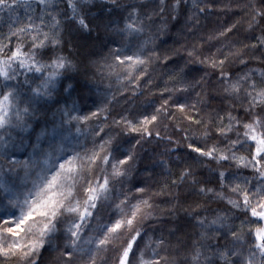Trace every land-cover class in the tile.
<instances>
[{
	"label": "clouds",
	"instance_id": "clouds-1",
	"mask_svg": "<svg viewBox=\"0 0 264 264\" xmlns=\"http://www.w3.org/2000/svg\"><path fill=\"white\" fill-rule=\"evenodd\" d=\"M198 2L213 7L207 12L198 11L193 8V0H55V18L62 21L60 42L39 51L40 71L17 65L10 79L0 78V97L13 93L11 108L2 113L6 123L0 126V181L12 190H0V217L26 214L31 201L23 202L24 193H34L37 185L56 174L59 163L76 152L105 145L113 161H130L123 165L120 176L100 163L94 174L81 170L80 175L63 179L58 191L63 192L65 208L56 216L52 230L42 236L40 227L50 222V217L38 216L18 238L6 236L5 246L12 251L0 255V264H59L58 249L68 240L65 229L78 219L67 209L77 203L85 206L87 188L95 187L93 181L101 176L107 178L108 187L100 192L96 216L85 221L81 229L85 237L100 223L107 225L130 215L142 199L151 201L152 208L146 211L156 217L138 220L136 229H143L145 239L171 236L175 243L182 230L195 224L186 205L196 194L181 189L177 204L174 190L170 193L165 189L161 194L160 189L161 178L170 175L162 159L171 161L177 172L190 161L181 154L183 140L177 129L161 113V121L153 131H160L164 138L157 141L143 133H131L120 121H137L141 114H149L157 104L153 94L177 73L193 82V92H206V107L213 111L233 104L239 107L248 89L245 84L239 96L221 91L224 82L218 78L220 71H231L234 80L245 76L249 82L255 79L257 88H264V0ZM73 7L77 9L75 14ZM80 19L88 27L82 26ZM130 22L136 27L127 29ZM226 24H233L236 31L227 40L210 42L209 36L214 37ZM24 43L31 50L27 39ZM251 43L260 47H249ZM237 50H241L240 55ZM128 56L142 61L134 71L129 68ZM117 57H124L125 63L119 64ZM221 58L226 63H219ZM53 71L55 76L51 75ZM84 117L91 119L85 121ZM169 135L181 144L176 153L181 155L180 160L169 151ZM109 138L112 143L105 144ZM23 161L28 162L27 168ZM199 174L208 177L209 169L201 168ZM142 188L146 191L141 195ZM14 192L21 194L19 205L8 203ZM122 200L127 202L121 205ZM127 236L125 231L118 237L116 247ZM33 239L44 243L34 253L29 248ZM16 244L24 245L23 249L17 251ZM109 264H116L114 255Z\"/></svg>",
	"mask_w": 264,
	"mask_h": 264
},
{
	"label": "snow or ice",
	"instance_id": "snow-or-ice-1",
	"mask_svg": "<svg viewBox=\"0 0 264 264\" xmlns=\"http://www.w3.org/2000/svg\"><path fill=\"white\" fill-rule=\"evenodd\" d=\"M180 7L178 3L176 8ZM212 7L211 4L202 6L198 0H193V8L198 11L207 12ZM76 11L73 7L74 14ZM57 15L55 0H0V26H3L0 32V78L10 79L17 65L29 70L35 67L40 71L42 66L37 64L39 51L60 42L58 30L62 21L55 18ZM79 23L88 27L84 19ZM126 27L133 29L135 22L128 23ZM235 31L233 24H226L215 32L214 37L210 35L209 40H227ZM25 39L31 50L25 45ZM248 46L260 47L257 43ZM240 52L237 50L236 54L240 55ZM116 59L121 65L125 63L124 57ZM127 62L133 71L136 64L142 63L132 56L127 57ZM219 63L224 64L226 60L221 58ZM243 63H248V60H243ZM56 67L63 65L57 64ZM56 74L55 71L51 73L52 76ZM217 75L224 82L221 91L229 95L239 96L248 84L239 107L233 104L232 107L210 110L206 107L209 102L206 92L203 89L193 92V82L185 81L177 73L153 94L157 104L149 114H141L137 121H120L128 126L131 133H143L148 139L157 141L164 138L160 131H153V126L161 121V113L179 129L183 148L194 153L195 157L180 172L174 169L171 161L162 159L161 163L170 175L161 178L160 189L161 194L165 189L170 193L174 190L177 204L181 189L195 193L186 205L187 213L193 216L195 224L182 230L175 243L171 236L167 239L152 236L145 239L143 229H136V224L138 220L156 217L146 211L152 208L151 201L142 199L135 203V210L130 215L107 225L100 223L85 237L81 229L85 221L90 222L96 216L100 192L108 187L107 178L101 176L99 181H93L95 187L87 188L85 206L77 203L67 209L78 219L65 229L68 240L58 249L59 264H109L113 255L116 264H180V261L186 264H264V88H257V81L252 79L249 82L247 76L234 80L231 71H220ZM261 77L264 79V73ZM12 97L11 91L0 97V126L6 123L2 113L11 108ZM83 119L87 121L91 117ZM166 139L169 151L176 160H180L181 155L176 154L181 147L180 142L171 135ZM111 143V138L105 141V144ZM129 161L130 158L113 161L112 156L106 154L105 145H97L83 153L76 152L59 163L56 174L37 185L34 193H24L23 202L31 201V209L26 214L22 213L19 218L0 217V255L12 251L5 246L4 238H18L38 216L50 217V222L40 227L41 235L52 230L56 216L65 208L66 200L61 199L63 192L58 191L63 179L80 175L81 170L94 174L96 165L100 163L110 167L113 175L120 176L123 165ZM22 164L25 168L29 166L27 161ZM201 168L209 169L208 177L199 174ZM0 190L5 193L12 191L3 181H0ZM145 191L140 189V194ZM21 202L19 192H14L8 201L12 205ZM126 202L122 200L121 205ZM219 204L223 208H219ZM125 231L128 236L116 247L117 238ZM23 247L22 244L15 245L17 251ZM37 247L43 248L44 243L33 239L29 248L34 253Z\"/></svg>",
	"mask_w": 264,
	"mask_h": 264
},
{
	"label": "trees",
	"instance_id": "trees-1",
	"mask_svg": "<svg viewBox=\"0 0 264 264\" xmlns=\"http://www.w3.org/2000/svg\"><path fill=\"white\" fill-rule=\"evenodd\" d=\"M180 99H183V97H181ZM177 131L179 132V129H177ZM175 139V138H174ZM181 154L186 158V159H188V160H193L194 159V157H195V154L194 153H192V152H190V151H188V150H181Z\"/></svg>",
	"mask_w": 264,
	"mask_h": 264
},
{
	"label": "rangeland",
	"instance_id": "rangeland-1",
	"mask_svg": "<svg viewBox=\"0 0 264 264\" xmlns=\"http://www.w3.org/2000/svg\"><path fill=\"white\" fill-rule=\"evenodd\" d=\"M210 19H211V17H210Z\"/></svg>",
	"mask_w": 264,
	"mask_h": 264
}]
</instances>
